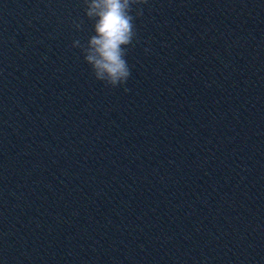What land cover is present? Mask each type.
<instances>
[{"label": "clouds", "instance_id": "1", "mask_svg": "<svg viewBox=\"0 0 264 264\" xmlns=\"http://www.w3.org/2000/svg\"><path fill=\"white\" fill-rule=\"evenodd\" d=\"M148 0H84L85 15L93 21L94 34L86 44L74 41L80 47L84 60L91 66L96 80L112 88L127 84L131 69L126 60L127 48L133 44L136 30L132 15L133 5H142ZM143 14L142 8L135 10ZM75 27L79 29L80 25ZM124 87V91H128Z\"/></svg>", "mask_w": 264, "mask_h": 264}]
</instances>
